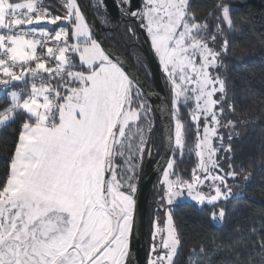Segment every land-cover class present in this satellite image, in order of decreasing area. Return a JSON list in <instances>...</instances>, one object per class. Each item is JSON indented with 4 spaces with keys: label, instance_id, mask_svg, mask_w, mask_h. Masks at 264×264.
Listing matches in <instances>:
<instances>
[{
    "label": "snow or ice",
    "instance_id": "snow-or-ice-1",
    "mask_svg": "<svg viewBox=\"0 0 264 264\" xmlns=\"http://www.w3.org/2000/svg\"><path fill=\"white\" fill-rule=\"evenodd\" d=\"M88 7L105 13V25L112 22L105 0ZM117 9L129 18L127 34L144 30L169 85L172 158L161 200L171 206L186 196L211 205L212 217L223 221L221 203L233 196L232 184L250 175L232 156L235 101L222 75L230 42L243 31L245 21L234 18L241 9L218 0L212 24L198 18L190 0H142V7L119 0ZM0 94V132L19 124L0 173V264H132L136 179L151 155V107L138 76L95 36L80 0H63L55 12L46 0H0ZM186 154L197 157L190 180L175 171ZM164 211L166 229L154 220L153 241L160 240L147 264H179L182 236L172 209ZM258 243L254 264H264V236ZM221 249L227 251L217 245L213 254ZM232 264L253 261L235 257Z\"/></svg>",
    "mask_w": 264,
    "mask_h": 264
},
{
    "label": "trees",
    "instance_id": "trees-1",
    "mask_svg": "<svg viewBox=\"0 0 264 264\" xmlns=\"http://www.w3.org/2000/svg\"><path fill=\"white\" fill-rule=\"evenodd\" d=\"M55 12L63 0H46ZM218 0H190L201 21H209L210 13L215 10ZM241 9L243 29L230 42V54L224 56L225 68L222 72L227 81L229 96L235 101V113L230 119L236 122L238 136L231 143L235 166H243L252 175L250 183L244 189V196L222 202L225 218L221 224L212 220L213 207H198L191 203L177 205L173 211L174 224L181 233L183 244L178 250L179 264H232L235 257L241 260H258L261 248L258 243L264 236V0H227ZM144 78L150 82V73L145 66H138ZM166 92L170 98V93ZM5 97L0 95V107ZM153 110V109H152ZM152 157L159 159L164 146L160 123L154 113ZM19 124L5 132H0V173L7 167L16 140ZM177 161V160H176ZM193 156L187 154L178 161L177 170L187 176L194 167ZM145 162L139 173V182ZM160 177V176H159ZM157 178V180L159 179ZM157 180L155 184L157 183ZM155 184L152 188L147 216V237L151 234L150 212L154 204ZM166 206V203H165ZM160 211V210H159ZM253 229L255 231L253 232ZM242 241L237 244L236 241ZM217 245H224L213 254ZM205 251L202 253L200 249ZM211 257V260H209Z\"/></svg>",
    "mask_w": 264,
    "mask_h": 264
},
{
    "label": "water",
    "instance_id": "water-1",
    "mask_svg": "<svg viewBox=\"0 0 264 264\" xmlns=\"http://www.w3.org/2000/svg\"><path fill=\"white\" fill-rule=\"evenodd\" d=\"M86 3L88 9V19L91 21L95 36L102 43V46H104L109 52L113 53L114 58L119 59L120 63L124 64L133 75L138 76L144 84L145 92L147 94L146 98L154 110L163 133L164 146L160 158L157 160L153 158L151 154L150 157L148 156L145 160L144 169L136 195L137 213L135 216L134 228L130 236V261H132V264H147V216L150 195L157 178L162 175L166 163L172 158L167 141L168 132L167 122L165 119L167 117V109L170 104V98L165 89L161 67L157 58L150 49V42L146 33L143 31L144 54L151 69L152 84L144 78L141 72L127 59L125 54L115 49L103 38L94 12L92 8L89 9L88 7V5L91 4L90 0H86ZM167 206L169 205L166 204V207ZM166 207L159 206V210L162 211Z\"/></svg>",
    "mask_w": 264,
    "mask_h": 264
},
{
    "label": "flooded vegetation",
    "instance_id": "flooded-vegetation-1",
    "mask_svg": "<svg viewBox=\"0 0 264 264\" xmlns=\"http://www.w3.org/2000/svg\"><path fill=\"white\" fill-rule=\"evenodd\" d=\"M82 6H84V10L87 12V3L86 0H80ZM91 5H96L97 0H90ZM107 4V15L111 18V23L105 25L104 16L105 13H100L97 15L95 13V8L92 10L96 17V20L100 26V31L103 35V38L115 49L125 54L127 59L135 66L137 64L140 66L143 64L147 72L150 73V82L152 84V73L147 61V58L144 59L143 63H139L137 57H146L144 54V40H143V29L137 28V36L134 38L133 36L127 34L126 28L128 27L129 18L126 16H121L118 12L117 5L119 0H105ZM134 5H138L142 7V0H133ZM88 13V12H87ZM149 39V38H148ZM150 42V39H149ZM136 67V66H135ZM138 69V67H136ZM139 70V69H138ZM162 72V71H161ZM163 76V75H162ZM165 85V84H164ZM159 208V204L154 203ZM160 239V238H159ZM153 244L152 234L146 239V248H147V260L150 258V246Z\"/></svg>",
    "mask_w": 264,
    "mask_h": 264
},
{
    "label": "rangeland",
    "instance_id": "rangeland-1",
    "mask_svg": "<svg viewBox=\"0 0 264 264\" xmlns=\"http://www.w3.org/2000/svg\"><path fill=\"white\" fill-rule=\"evenodd\" d=\"M210 24H212V23H214V20L211 18L209 21H208ZM157 58V57H156ZM157 60H158V58H157ZM161 67V66H160ZM161 71H162V75H163V80H164V84H166V87H167V90H168V92H169V85L167 84V82H166V80H165V76H166V74L163 72V70H162V67H161ZM171 99V98H170ZM149 103V102H148ZM149 105H150V103H149ZM150 107H151V116L153 117V113H152V106L150 105ZM185 119L187 120L188 119V117L186 116L185 117ZM230 131H232L233 132V137H232V140H231V143L233 142V140L235 139V137H237L238 136V132H237V130H236V127H235V129H230ZM189 137H188V144H187V149H186V151L187 152H191L192 151V149L194 148V144H193V137H192V135H191V129H189ZM151 141H152V132H151V134H150V143H151ZM163 141H164V139H163ZM151 146V145H150ZM152 154V153H151ZM187 155V154H186ZM191 156H193V158H194V167L192 168V170H191V172L187 175V176H183V175H181L180 174V172H178V170H177V166H176V168H175V171H176V173H177V175L178 176H180L181 178H183V179H186V180H190L191 178H192V171H193V169L194 168H196V166H197V157L193 154V155H191ZM148 156H146L144 159H143V162H145V160H146V158H147ZM180 159H177V161H176V165L178 164V161H179ZM248 171V170H247ZM139 173H140V168L138 169V174H137V179H136V184H137V191H138V186H139ZM251 179H252V175L250 174L249 176H248V179H246V180H244V179H242V180H239V182L238 183H235V184H232V192H233V196L228 200V201H230L231 199H235V198H240V197H242V196H244V189H245V187L250 183V181H251ZM205 183V191H210V189H208L207 188V183L208 182H204ZM230 183H231V181H230ZM164 194V188H163V185H162V175H160V177H159V179L157 180V183L155 184V196H154V200H153V202L154 203H157V204H159L160 206H162V207H166L165 206V201H162L161 200V197H162V195ZM136 195H137V192H136ZM228 201H226V202H228ZM182 203H191V204H195V205H197L198 207H212L211 205H207V204H205V205H199L197 202H195V201H193L191 198H188V197H183V198H180L179 200H177L173 205H171V206H167L166 208H168V207H170L171 209H172V215H173V211H174V208L177 206V205H179V204H182ZM212 217V216H211ZM155 219H158L159 220V222H160V226L162 227V228H165L166 229V214H165V211L164 210H162V211H159L156 207H152V209H151V212H150V224H151V228H152V230L150 231L151 232V234H152V241H153V235H154V220ZM212 220H213V222L214 223H216V224H221L222 223V221H220V220H218V219H214L213 217H212ZM160 237H159V235H157L156 236V240L155 241H153V243H157V244H159V239ZM177 258V257H176ZM176 258H174V260L176 259Z\"/></svg>",
    "mask_w": 264,
    "mask_h": 264
},
{
    "label": "built area",
    "instance_id": "built-area-1",
    "mask_svg": "<svg viewBox=\"0 0 264 264\" xmlns=\"http://www.w3.org/2000/svg\"><path fill=\"white\" fill-rule=\"evenodd\" d=\"M51 27V26H50ZM0 95H3V94H0Z\"/></svg>",
    "mask_w": 264,
    "mask_h": 264
}]
</instances>
